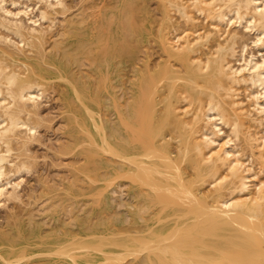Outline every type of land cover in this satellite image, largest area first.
Here are the masks:
<instances>
[{
    "label": "bare ground",
    "instance_id": "6f19581e",
    "mask_svg": "<svg viewBox=\"0 0 264 264\" xmlns=\"http://www.w3.org/2000/svg\"><path fill=\"white\" fill-rule=\"evenodd\" d=\"M19 1L0 0L1 13L20 18L32 15L29 3ZM43 2L38 4L45 8L40 9L44 18L48 9L57 7L56 2L64 3ZM164 5L168 24L175 19L171 18L175 10L193 26L183 31L180 27L181 34L176 29L172 35L167 25L158 32L164 51L184 70L166 64L163 74L139 75L132 103L110 133L77 85L67 97L70 105L74 100L80 103L77 112L70 111L69 121L89 143L85 148L88 159L94 164L101 161L106 172L133 186L141 205L138 218L145 225L128 236L85 237L78 243L86 250L83 253L61 248L57 252L75 264L109 263L117 258L97 253L112 254L116 248L143 257L145 264H264V0H164ZM197 14L204 15L210 26L198 28ZM11 17H5L3 24L11 25ZM17 18L12 20L16 28L28 29L23 27L28 21L22 24ZM182 21L180 25H186ZM238 27L254 38L246 41ZM20 38L23 42L21 34ZM14 66L0 60L1 200L16 195L22 184L13 175L20 177L29 168L27 161H16L17 152L24 148L16 151L17 159L11 155L36 135V124L28 123L22 114L40 108L44 95L39 94L44 86L33 79L44 77L42 66L35 63L30 73L8 69ZM103 153L112 159L101 158ZM255 160L261 164L256 165L261 167L258 172ZM20 179L23 183L24 178Z\"/></svg>",
    "mask_w": 264,
    "mask_h": 264
},
{
    "label": "rangeland",
    "instance_id": "374dc122",
    "mask_svg": "<svg viewBox=\"0 0 264 264\" xmlns=\"http://www.w3.org/2000/svg\"><path fill=\"white\" fill-rule=\"evenodd\" d=\"M19 2L29 3L34 17L30 14L32 17L26 19L29 17L22 14L23 20L16 16L22 24L28 21L23 25L27 31L24 28L19 30L12 21L16 20L15 15L11 14L14 19L0 10V24L5 27H0V60L9 67L17 63L14 68L8 67L11 70L21 69L19 64H24L27 71L21 69V72L27 73L35 63L42 66L44 77L34 76L33 79L44 86V91L37 90L44 95L39 101L40 108L33 109L31 114H22H26L27 121L33 120L32 123L37 125L35 139L32 136L33 139L29 140L33 141L30 143L27 139L24 145L15 142L18 147L15 153L12 151L11 159L18 153L15 160L18 163L27 161L29 168L20 177L10 173L9 176L16 177L15 182L20 181L22 185L18 186L14 197L0 199L5 203L0 204V264H75L57 251L61 248L75 254L83 253L86 250L78 243L85 237L132 235L142 230L145 222L138 218L141 205L133 186L106 172L101 161L94 164L88 159L85 148L89 143L78 136L79 128L69 121L70 111L77 112L80 108L78 100L71 105L68 103L67 97L72 95L69 89L77 85L86 93L92 112L100 116L110 133L113 126H118L120 114L132 103L133 87L139 75L163 74L166 64L184 70L164 51L158 36L161 27L167 25V31L174 32V35L177 30L181 34L185 27L193 26L185 23L175 10L171 14L175 19L168 24L164 0H62L63 5L56 2L55 10L48 9L45 18L41 11L43 0ZM40 2L43 4H38ZM8 8L13 11L14 7L8 5ZM198 15H195L196 20L199 19L196 22L198 28L209 27V20ZM5 17H11V25L3 24ZM36 17H43L38 19L40 24ZM34 18L37 22L33 25L30 20ZM180 19L186 25H180ZM10 20L6 22L10 23ZM29 26L37 28L34 34L31 33L35 27ZM6 28L19 31V34L15 35ZM38 30H41L40 36ZM242 31L246 41L254 38V34ZM20 34L24 40L29 39L22 42ZM26 34L29 37H25ZM225 128L228 131V127ZM96 139L101 143L100 137ZM22 156H26L25 160ZM101 158L112 159L109 153H103ZM254 163V167H258L254 168L255 171H260L261 167L256 166L261 165L260 162L255 160ZM18 177L24 178L23 183ZM97 254L102 258H117L101 264H145L143 257L128 255L122 248L113 249L112 254Z\"/></svg>",
    "mask_w": 264,
    "mask_h": 264
}]
</instances>
